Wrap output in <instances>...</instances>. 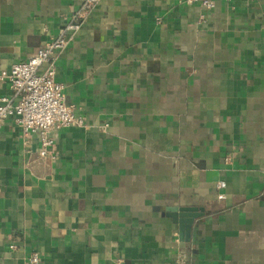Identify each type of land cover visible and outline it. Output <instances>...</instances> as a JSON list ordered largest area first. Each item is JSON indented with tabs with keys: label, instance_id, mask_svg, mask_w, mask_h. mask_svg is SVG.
I'll use <instances>...</instances> for the list:
<instances>
[{
	"label": "crops",
	"instance_id": "0c3cea01",
	"mask_svg": "<svg viewBox=\"0 0 264 264\" xmlns=\"http://www.w3.org/2000/svg\"><path fill=\"white\" fill-rule=\"evenodd\" d=\"M212 1L99 0L53 59L84 124L0 121V264H264V0ZM81 3L0 0V71Z\"/></svg>",
	"mask_w": 264,
	"mask_h": 264
},
{
	"label": "built area",
	"instance_id": "2783aa9c",
	"mask_svg": "<svg viewBox=\"0 0 264 264\" xmlns=\"http://www.w3.org/2000/svg\"><path fill=\"white\" fill-rule=\"evenodd\" d=\"M98 1L82 0L53 39L40 46L28 59L14 62L8 70L0 71V80L6 81L17 97L15 103L6 96L0 97V121L13 117L25 134H36L40 157L48 154L53 143V129L84 124L82 117L75 114L73 105L65 102L63 85L55 78L53 59L55 53L75 37ZM184 1L207 8L213 6L212 0ZM219 185H224V182ZM39 258L38 252L32 251L27 256V262L36 264Z\"/></svg>",
	"mask_w": 264,
	"mask_h": 264
},
{
	"label": "water",
	"instance_id": "95a60500",
	"mask_svg": "<svg viewBox=\"0 0 264 264\" xmlns=\"http://www.w3.org/2000/svg\"><path fill=\"white\" fill-rule=\"evenodd\" d=\"M194 211L195 210H192V209H182L177 214L176 219L180 217L178 221L183 224V232L186 234V237H188L189 229L192 224L193 218L196 216ZM181 230H182V227H181Z\"/></svg>",
	"mask_w": 264,
	"mask_h": 264
}]
</instances>
